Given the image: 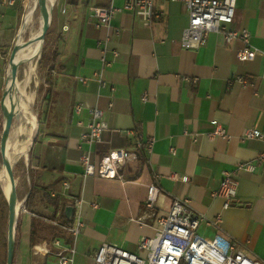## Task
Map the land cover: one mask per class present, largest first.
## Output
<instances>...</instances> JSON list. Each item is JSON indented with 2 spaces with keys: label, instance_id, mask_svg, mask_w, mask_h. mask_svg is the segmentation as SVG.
Segmentation results:
<instances>
[{
  "label": "crops",
  "instance_id": "1",
  "mask_svg": "<svg viewBox=\"0 0 264 264\" xmlns=\"http://www.w3.org/2000/svg\"><path fill=\"white\" fill-rule=\"evenodd\" d=\"M124 1L67 0L73 31L56 60V88L65 97L58 107L61 124L33 148L28 192L40 187L59 197L64 214L80 200L76 217L83 226L72 243L73 264H94L103 244L138 253L139 241L153 235L144 208L151 184L160 189L159 215L173 200L187 199L206 221L219 217L220 232L264 264V162H257L264 142L244 137L248 130L264 134V0H236L233 27L247 30L258 51L245 63L236 58L241 43L227 44L221 34H209L195 51L182 49L179 41L188 23L183 4L155 1L161 16L145 28L123 10ZM109 6L116 9L110 25L97 27L89 8ZM21 7L22 0H0V61L16 42ZM237 77L247 83H230ZM3 88L0 83V99ZM94 108L108 131L99 143L88 144L80 135ZM217 126L226 137L209 138ZM149 140L150 151L144 149L140 159L121 169L123 182L83 175V153L97 164L103 153L134 150L137 141ZM246 162L255 165L253 172L237 170ZM233 171L237 196L223 209L212 193L224 173ZM41 247L44 256L31 246L29 264H54L56 258L46 253L51 247Z\"/></svg>",
  "mask_w": 264,
  "mask_h": 264
},
{
  "label": "built area",
  "instance_id": "2",
  "mask_svg": "<svg viewBox=\"0 0 264 264\" xmlns=\"http://www.w3.org/2000/svg\"><path fill=\"white\" fill-rule=\"evenodd\" d=\"M157 0H125L123 10L138 18L143 27L149 28L154 20H158L161 13L153 5ZM172 3H181L186 7L188 23L180 37V47L184 50H197L206 43V38L211 33L221 34L225 42L231 44L239 41L241 48L236 52L239 62L252 61L258 55L249 42V32L245 29L233 27L235 18L236 0H164ZM91 17L96 19V26H109L116 13L113 6L89 8ZM117 32V31H116ZM118 33V32H117ZM95 78L103 85L100 73ZM241 84L247 82L237 77L235 81ZM143 101L147 95L142 97ZM76 110L81 111V106ZM91 121L87 131L80 135L81 141L88 144L99 143L104 132L108 131L107 124L102 114L97 109L90 110ZM209 138L226 137L225 130L216 127L207 135ZM247 139H258L264 142V134L258 130H248ZM152 140L145 143L136 142V149H116L103 153L97 164L91 162L88 153H83L79 163L83 167V175L97 176L102 179L124 181L121 169L128 163L138 160V151H150ZM173 152V151H172ZM258 163L264 162V152L259 153ZM237 170L251 173L255 165L250 162L239 163ZM238 180L236 173H224L219 187L212 193L214 198L223 201V209L230 208L237 196ZM160 189L156 184H151L147 189L144 201L145 219L153 221L151 229L153 235L143 237L137 246L138 253H129L114 245L103 244L94 255V264H261L260 261L247 257L233 242L226 238L219 229L220 218L206 221L189 207L187 199H175L168 212L159 215L156 204ZM80 203L74 199L72 212V225L67 229L69 237L76 239L83 226L76 217V209ZM139 223L145 225V220L140 218ZM71 244H63L60 239H55L46 251L56 258L54 264H73L74 248Z\"/></svg>",
  "mask_w": 264,
  "mask_h": 264
},
{
  "label": "rangeland",
  "instance_id": "3",
  "mask_svg": "<svg viewBox=\"0 0 264 264\" xmlns=\"http://www.w3.org/2000/svg\"><path fill=\"white\" fill-rule=\"evenodd\" d=\"M23 2L24 0H22V4ZM66 2L67 0H55L49 28L43 40L40 57H38L36 63V86L33 88L32 113L35 115L37 132L26 148L25 156L20 157L13 165V174L16 181L15 193L21 203V209L16 226L12 264H29L32 246L30 228L35 221L37 236L32 240V243L36 246H43L44 243L50 246L55 239L62 238L66 240L69 237L68 233L61 231V225L58 222L63 205L60 203L59 209L54 210L51 205L52 202L48 198L51 197L50 193L40 187H32L28 192V172L31 170L33 148L45 136L55 135L61 124L59 121L61 111L58 107H60L59 104L65 97L56 88L57 75L60 71L59 66L56 65V60L60 55V46L63 47L67 43L68 34L73 31L68 19L70 13ZM24 11V7H21L17 29L23 19ZM39 17L40 12L36 11L32 16L29 28L23 35V41L28 40L31 30L38 29ZM12 47L5 53V59L0 61V83L2 85L5 82V71ZM42 56H44V59H41ZM2 123L3 116L0 114V142L3 132ZM1 170L0 161V172ZM7 221L8 207L4 191L0 186V264L7 263ZM54 229L57 230L54 232Z\"/></svg>",
  "mask_w": 264,
  "mask_h": 264
},
{
  "label": "bare ground",
  "instance_id": "4",
  "mask_svg": "<svg viewBox=\"0 0 264 264\" xmlns=\"http://www.w3.org/2000/svg\"><path fill=\"white\" fill-rule=\"evenodd\" d=\"M55 0H24V15L17 31V47L12 54V63L7 65L5 71V86H10L9 93L5 99L2 116L5 124L8 113H13V123L8 134L3 136L4 155L0 153V161L2 170L0 172V186L4 191L5 197L10 193L11 180L8 173L9 168L20 157L25 156L26 148L30 145L31 139L36 135L37 125L35 115L32 113L33 103V88L36 86V63L41 53L43 34L46 24L50 22L51 11ZM39 11V24L37 30H31L27 41H23V35L29 28L33 14ZM11 55V54H10ZM18 65L17 78L14 84H11V68ZM15 210L11 239L14 244L15 233L21 203L17 194L15 195ZM8 227L6 230V238L9 239ZM37 251L42 252L44 249L41 246H36Z\"/></svg>",
  "mask_w": 264,
  "mask_h": 264
},
{
  "label": "water",
  "instance_id": "5",
  "mask_svg": "<svg viewBox=\"0 0 264 264\" xmlns=\"http://www.w3.org/2000/svg\"><path fill=\"white\" fill-rule=\"evenodd\" d=\"M48 28H49V23H48V25L46 24V27L44 28L43 34L41 36L42 41L44 40V37L46 35ZM16 47H17V41L14 43V45L10 51L11 55H9V59H8L9 64L12 63V58H13L12 54H13V51L16 49ZM18 68H19L18 65H15L11 68V84H14L16 81ZM9 89H10L9 85L5 86L3 88L2 96L0 99V107H1L2 111H3L5 99L9 93ZM13 117H14L13 113H8V115L6 116L5 124L3 126L2 138H1V142H0V153L2 155H4L3 136L5 133L8 134L9 131L11 130L12 123H13ZM8 173H9L10 180H11V189H10L9 195L5 198H6V203H7V207H8L7 227H8V231H9L10 236H9V239L7 240V263L6 264H12L14 244L12 242L11 235H12L14 218L16 216V210H15L16 181H15V177L13 174V168H9ZM71 212H72V207H66L65 208V215L68 216ZM15 226H17V225H15Z\"/></svg>",
  "mask_w": 264,
  "mask_h": 264
},
{
  "label": "trees",
  "instance_id": "6",
  "mask_svg": "<svg viewBox=\"0 0 264 264\" xmlns=\"http://www.w3.org/2000/svg\"><path fill=\"white\" fill-rule=\"evenodd\" d=\"M41 59H44V56H42ZM140 152L142 153V151H138V159H140V157L142 155ZM48 198L52 202L51 205H52L53 209L54 210H58L59 207H60L59 206V204H60V202H59L60 198L57 197V196H55L53 198H51V197H48ZM58 222L61 225V227H60L61 228V231H63L64 233H67V229L73 223L72 218H67L66 215L64 214L63 210L59 214ZM34 223H36V221ZM34 223L31 225V228H30L31 245H33L32 240L37 236V228H36V226H35ZM55 230H57V229H54V232H55ZM56 237H58V236L56 235ZM65 242L67 244H71L72 243V239L70 237H67L66 240H65Z\"/></svg>",
  "mask_w": 264,
  "mask_h": 264
}]
</instances>
